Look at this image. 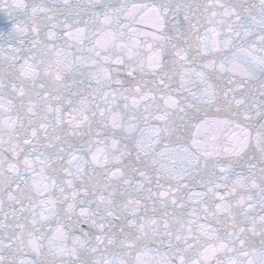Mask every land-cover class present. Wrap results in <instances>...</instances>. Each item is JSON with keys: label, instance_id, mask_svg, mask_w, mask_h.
I'll list each match as a JSON object with an SVG mask.
<instances>
[{"label": "snow or ice", "instance_id": "6c2138e0", "mask_svg": "<svg viewBox=\"0 0 264 264\" xmlns=\"http://www.w3.org/2000/svg\"><path fill=\"white\" fill-rule=\"evenodd\" d=\"M0 264H264V0H0Z\"/></svg>", "mask_w": 264, "mask_h": 264}]
</instances>
